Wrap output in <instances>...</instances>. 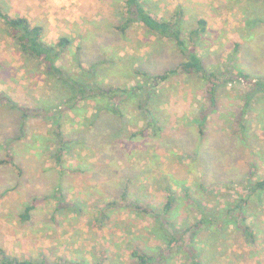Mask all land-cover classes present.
Listing matches in <instances>:
<instances>
[{
  "label": "rangeland",
  "instance_id": "obj_1",
  "mask_svg": "<svg viewBox=\"0 0 264 264\" xmlns=\"http://www.w3.org/2000/svg\"><path fill=\"white\" fill-rule=\"evenodd\" d=\"M144 2L158 19L184 10L186 39L200 20L207 21L198 45L206 67L221 73L219 107H211L197 79L173 77L155 88L136 74L141 69L152 77L163 75L183 57L174 43L142 25L134 23L122 33L123 0H0L5 14L42 26L47 43L72 41L59 66L76 73L96 66L99 87L149 86L141 98L123 99V118L102 116L91 104L64 111L59 119L55 110L64 87L46 75L45 66L23 57L0 18V162L8 160L0 163V250L20 260L45 257L68 264H95L102 252L113 264L126 262L136 249L220 250L205 264H264V195L251 194L247 182L251 174L255 181L264 179V128L255 119L264 109V95L255 96L256 109L249 111L251 121L241 133L237 114L251 87L229 83L236 68L264 77V5L251 0ZM9 98L16 109L7 104ZM149 99L157 122L142 111V101ZM225 99L227 109L221 107ZM204 110L209 118L202 138L195 119ZM58 119L67 146L55 137ZM169 190L177 202L166 215ZM243 201L254 244L232 225L195 227L203 220V207L219 216L228 206H244ZM134 202L156 214L130 208ZM114 203L119 204L111 208ZM157 212L171 225H163ZM190 228L197 237L187 233ZM172 237L178 241L170 248ZM168 259L163 264H189L188 258Z\"/></svg>",
  "mask_w": 264,
  "mask_h": 264
},
{
  "label": "trees",
  "instance_id": "obj_2",
  "mask_svg": "<svg viewBox=\"0 0 264 264\" xmlns=\"http://www.w3.org/2000/svg\"><path fill=\"white\" fill-rule=\"evenodd\" d=\"M252 3H261L264 5V0H251ZM125 7L124 13L121 14V18L125 23L120 27L122 33H125L127 29L134 23L142 25L147 29L151 34H154L162 40L170 41L174 43L176 50L183 57V61L177 65L175 68L166 71L163 75L151 76L149 73L144 72L141 69L136 72L139 76L150 79L153 82L155 88L160 87L162 83H167L168 80L173 77H177L180 80L188 79H197L199 82L203 83L206 88V96L209 97L211 102V107H219L220 105V92L221 84L224 83L221 81V73H218L215 68L209 69L204 63V59L200 54L198 43L203 39L202 36L208 31V23L206 20H200L198 22V28L190 31L188 39L184 36L185 22L184 10L177 12L174 18H161L158 19L152 15L151 11L148 10V6L144 0H123ZM116 11V10H115ZM0 18H2L8 29L11 38L18 45L22 55L26 60H35L38 61L41 65L46 68V75L53 78L55 82H58L63 86L65 97H63L61 103L56 106V112L58 113L59 119L62 117L64 111H79L82 109L83 105H91L96 109V112L100 115H115L120 118H123L121 103L123 99L128 97H138L141 98L142 95L146 92V87L144 85L141 87H136L135 89L123 90L121 87L110 86L107 88L99 87L96 85L97 82V67L94 66L90 70L82 68V72L76 73L70 70L69 68L63 66L59 63L62 61V55L64 51L72 45V41L68 38H61L57 43L50 44L47 43L44 39V28L42 26H35L31 21L26 17H11L8 14H5L0 8ZM239 47V46H237ZM236 75L231 76L230 84L235 82L238 83H248V86L251 87V92L246 93L242 96L244 107H242L241 113L237 114V122L240 128L241 133L244 131L245 125L251 121V113L249 111L255 110L254 98L257 95H264V77H256L250 74L245 73L242 69H235ZM234 78V80H233ZM221 83V84H220ZM141 91V92H140ZM64 96V95H63ZM150 98V97H148ZM2 99L0 98V101ZM227 101V99H225ZM151 99L143 100L144 104L141 106L149 119L152 122H157L155 114L152 112V106L150 105ZM7 104L12 108L16 109L17 105L10 98L7 99ZM107 104V105H105ZM229 106L227 101L226 105L221 107ZM261 108V107H259ZM200 110V109H199ZM262 109L258 118H255L259 125H263L264 128V114H262ZM202 117L196 118L195 123L198 124L199 133L202 138L205 136V129L207 126L209 115L207 112L201 111ZM250 113V114H249ZM101 116V117H102ZM153 116L155 120L153 119ZM58 119V120H59ZM151 121L148 122L152 123ZM56 133L55 137L60 138L63 145L67 146L69 143L63 141L64 133L62 131V124L60 120L56 123ZM264 130V129H263ZM144 132V131H143ZM142 132V133H143ZM65 149V148H62ZM62 151V150H60ZM9 160H11L8 157ZM8 160H3L0 163L5 164ZM248 187L251 194L264 195V179L255 181L254 174L248 177ZM171 189V188H170ZM190 189L187 191L189 192ZM128 191V190H126ZM174 191L169 190V195L167 202L164 206V213L168 215L175 207L177 200L174 198ZM37 203L34 200L32 206L26 208L24 214V219L29 220L31 217V212L34 205ZM244 206H236L234 208L228 206L226 210H223L222 214L219 216L213 215L212 213L207 212V209L203 207V220L199 222L195 227L201 229L200 226H207L206 228L212 229L213 227L222 229L223 226L232 225L241 231L248 237V239L254 244L255 235L251 227L247 224V219L245 217L246 201H243ZM119 203H114L109 205L111 208L118 206ZM130 208H134L137 211L142 212L143 214L152 215L156 214V211L152 210V207L144 206L138 202L129 205ZM232 208V209H231ZM239 212V214H238ZM158 218L163 221V225L170 226L171 224L167 221V217L159 215L157 212ZM208 219V220H207ZM215 221V222H211ZM190 228L187 230V233L192 235V239L197 237V234ZM196 234V235H195ZM191 239V240H192ZM178 239L172 237L169 240V247H173L176 244ZM130 256L126 260H113V264H124L130 262L131 264H163L164 261L169 260L168 258L174 256L176 258H188L189 264H205L210 259V256L219 254L220 250H161L157 252L152 250V253L147 252V250H130ZM102 260L95 264H109L106 263L109 260V256L102 252ZM219 260V259H218ZM221 261V260H219ZM59 262V263H57ZM56 263L48 262L45 257H41L39 260L35 261L32 259L20 260L12 255L6 253L5 250H0V264H68L62 260H58ZM212 262H210L211 264ZM85 264V263H77Z\"/></svg>",
  "mask_w": 264,
  "mask_h": 264
},
{
  "label": "crops",
  "instance_id": "obj_3",
  "mask_svg": "<svg viewBox=\"0 0 264 264\" xmlns=\"http://www.w3.org/2000/svg\"><path fill=\"white\" fill-rule=\"evenodd\" d=\"M82 1V0H81Z\"/></svg>",
  "mask_w": 264,
  "mask_h": 264
}]
</instances>
